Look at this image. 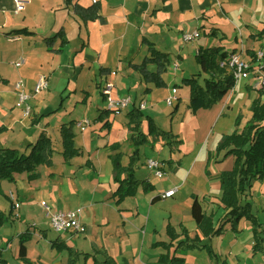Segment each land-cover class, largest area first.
Masks as SVG:
<instances>
[{"label": "crops", "instance_id": "crops-1", "mask_svg": "<svg viewBox=\"0 0 264 264\" xmlns=\"http://www.w3.org/2000/svg\"><path fill=\"white\" fill-rule=\"evenodd\" d=\"M94 2L100 4L99 14L103 20L84 22L75 13L74 5L87 8ZM13 9L12 0H0V129L4 130L0 136L3 133L8 134L10 143L17 142L21 146L19 150L22 153L29 152L27 146L37 140L42 131H45L52 139L49 125L44 124L41 119L55 112L56 109L50 106V101L54 97L62 98L66 90L70 92L80 90L81 96L78 94L76 99L85 102L90 94L84 89L86 84L92 82L91 85L88 84L91 88L95 82L101 91L103 81L113 76L112 72H115L114 77L117 79L115 87L117 84V87L122 90L120 87L122 82L128 88V95L131 94L132 88L139 90L141 87L143 89L140 96L137 91L133 92L134 104L130 109L139 107L140 102L145 101V110L149 107L150 112H153L155 96L161 95L162 98H166L172 95L174 85H181L179 81L192 67L194 68L192 62L197 63L196 54L200 47L221 46L229 52L235 50V53L243 55L249 62L257 65L256 57L260 52L256 53L254 42L264 40V0H73L69 6H66L65 0H29L25 9L19 14H14ZM211 28H216L217 37H209L208 33ZM60 30L64 31L68 43L62 51H56L60 46V41H56L52 47H49L44 42V38L54 36ZM194 31L200 33L199 38L189 42L183 41L184 32ZM144 40L153 42L159 50L170 54L171 62L167 72L163 75L166 85L162 88L155 87L153 83H145L141 73L135 68L148 56V46ZM249 51H253L252 54ZM21 61L23 62L20 63ZM199 67L200 70L201 66ZM262 67L264 70V66ZM148 69L155 71L156 66L150 64ZM120 72L128 74L129 77L122 79L119 76ZM96 73H99V79ZM41 75L46 76L48 88L34 95L33 88ZM244 77L249 79L250 85H254L252 88L258 91L264 90L257 86L254 71L252 76L247 73ZM132 78L137 79L135 85L130 81ZM20 80L24 82L26 92L32 96L28 100L31 107L29 115H25V106L19 102L15 89V84ZM79 86H82L81 89ZM246 86L248 87V84ZM51 88L55 90L52 91ZM146 88L150 90L146 92ZM175 90L178 97L175 110L178 111L184 97L178 88ZM234 93L231 91L212 109L192 112L186 105L183 113L184 120L190 123L193 116L199 114L206 121L204 128L207 135H212L214 132L212 126L218 127L225 116H230L229 114L232 113L230 110L236 108L238 97L233 96ZM118 94L119 97L123 96L120 91ZM185 94V100L189 103L190 92L185 91ZM262 98L264 99V95ZM238 108L241 110V107ZM147 116L153 118L152 113ZM60 126L61 124L59 132ZM187 127L179 131L183 138L185 132L190 129L189 125ZM216 134L214 147L225 133L220 131ZM176 135L183 142L180 150L182 154L185 149V140L180 137L179 133ZM188 137L193 142L196 135ZM52 142L55 150L53 139ZM122 146L120 144V149L117 151L110 149L111 152H107L106 160L98 157L100 152H95L87 161L80 155L76 157L81 158L77 168L71 166L72 162L66 163L63 160L66 167L55 162L53 155L52 166L41 167L39 179L29 181L26 174H17L15 182L8 181L9 183L5 184L3 181L2 185L5 184L9 187V192L16 195L21 204L19 210L25 206L24 214L26 215L22 216L26 218V221L34 217L32 214L35 204L40 203L39 205L43 207V202L48 205L51 212L81 210L85 232L78 236L58 235V237L81 252L89 255L98 254V257H92L94 261L106 264L104 256L108 255L111 260L109 264H138L137 254L144 246L148 247L150 242L153 244V207L155 205L175 198L177 205L179 202V206L184 208L185 205L186 217L190 212L191 220L194 221L191 215V200L188 201L185 198L186 202L177 201L179 197L177 194L188 180H198L201 168L193 160L189 165L185 164L184 159L188 157L185 154L180 161H175V165L177 164L175 176L187 173V178L182 179L181 185L168 186L166 190L157 193L155 184L149 178L151 174L146 178L140 177L139 167L136 170V177L140 180H147L151 189L146 191L139 186L136 195L117 204L113 198L117 184L114 181V171L109 156L121 151L123 153L122 164L128 165L133 146L131 145L132 148L128 152L121 150ZM99 149L98 146L97 151ZM188 149L191 151L193 149L194 152L193 147ZM164 162L163 160L162 163ZM166 164L169 165V163ZM144 165L146 166V163ZM206 166L205 162L203 169L205 175ZM86 167L90 169L86 170ZM82 169L85 175L81 176L82 178L76 176ZM220 172L209 174L210 177L206 175L208 180L203 179L201 186L192 187L191 198L194 195L199 199L203 196L206 202V198H211L212 193L221 196L220 182L217 180ZM19 182L23 184L22 193L18 189ZM172 189H177L174 196L165 199L160 197ZM154 197L158 198L153 202ZM6 198L9 200L8 196ZM214 198L219 197L214 196ZM141 199L145 201L144 206L148 212L140 218ZM33 202L35 204L32 205ZM129 204L134 207V211L123 210ZM204 206L206 211H211L207 204ZM11 208L12 203L10 202L7 210L0 208V211L8 215ZM12 210L10 215L12 220L16 217L19 219L21 217L20 212L17 213L19 210L13 208ZM129 215L130 217L136 215L140 218V225L137 226L134 223V227L132 223L129 224L127 220L133 218L129 219ZM180 218L177 221L179 226L183 225L182 216ZM168 219H172L171 215ZM145 222L147 224H144ZM146 225L147 230L144 229ZM32 226L37 228L36 220ZM196 234L200 232H197L195 225V230L190 231V235ZM97 258H100L101 262ZM141 261L142 264H153V261ZM41 264L47 263L41 262Z\"/></svg>", "mask_w": 264, "mask_h": 264}, {"label": "rangeland", "instance_id": "rangeland-1", "mask_svg": "<svg viewBox=\"0 0 264 264\" xmlns=\"http://www.w3.org/2000/svg\"><path fill=\"white\" fill-rule=\"evenodd\" d=\"M254 46L256 53H264V40H256L254 42ZM192 63L194 65V68L192 67L188 71V73L184 75V77H191L193 74H197L200 72L202 73V77H205L206 74H204L201 69L199 70V65L196 62ZM247 73H250V76L253 75L252 70L246 72V74ZM96 75L99 79V73H96ZM119 76L122 79L129 77L128 74H125L123 72H120ZM108 79L112 80L114 84L117 83V79H115L114 76H111ZM105 81L106 80L103 81L102 87L105 84ZM130 81L135 85L137 79L132 78L130 79ZM202 81L203 79H201V82ZM91 83L92 82H89L88 84L91 85ZM88 84H86V86L84 87V89L89 91L90 93L88 95L87 101L84 102L81 99H76L78 97V94H80L81 96L80 90H78L77 92H70L69 90H66L62 98L54 97V99L50 101V106L56 109L55 112H52L47 117H40L42 118L41 120L44 124L49 125L48 128H50L52 139L54 141V146H56V152L54 154L55 162L60 163L65 167L67 165L64 164V159L62 158V139L58 129L60 124L69 122L71 120L82 121L86 119L90 123L86 125L84 130L77 128L75 125L73 127L76 146L81 148V158L86 161L89 159V157L93 156L95 152H100L98 154V157L100 156V159L106 160L108 158L107 152L110 151V146L113 143L122 144L123 146L121 150H123L124 152L130 151L129 149L132 148L129 139L131 136V132L127 127L128 121L126 116V113L129 111L130 107L118 112L109 111V113L105 114V116L99 118L101 110L106 109L107 100L102 99L104 96L99 90V87L96 86L95 82L92 84L91 88L90 86H88ZM246 84H248V87L246 86ZM121 85L122 86L120 87L122 90H120L116 84V87L113 92L114 97H118V91L123 93V97L128 96V88H126L122 82ZM79 87L81 89L82 86ZM102 87L100 89H102ZM252 87H254V85H250L249 79L247 77H242L241 79H239V81L236 82L234 89L231 91L235 92L233 96L238 97L237 106L234 110H230L232 112L229 114L230 116H225V118L218 125V127L212 126V130L214 131L212 132V135H207L204 128V126L206 125V121L199 114L195 116L191 115L194 118L191 120L190 123H186V121L184 120L183 113L186 105H188V100H185V91H189L188 87L182 86L181 88H178L182 94V97H184V100H182L180 103L178 111L175 110L177 102L173 106H168L165 102V99L168 97L162 98L161 95H156L153 101V112H150L151 108L149 107L145 111L142 110L144 118L142 130L146 132L147 115H151L152 113L153 119L161 129L165 131L171 130L173 133L176 134L179 133L180 137L185 140V149L182 154H180V152H172L170 148L164 144V141L161 138L157 139L156 137H151V141L141 147L142 158L140 161V172L138 173V175L140 177L146 178L149 174H151L149 178H151L150 180L155 184L157 193L159 191L166 190L168 186L181 185V183L183 182L182 179L185 180L187 178V173L185 175H182L181 173L180 175L175 176V168L177 167V164L175 165L174 162L177 160L180 161V159L184 157L185 154H187L188 157L186 156L184 159L186 162L185 164L189 165L192 160L194 162H197L198 165H200L201 173L200 175H198V180L187 181L186 185H184L181 188L180 192L177 194V196H179L177 198V201L186 202V199H188V201L191 200L192 202V187L194 188L196 185L201 186L203 179L208 180L203 171L205 162L206 164L209 163V174H215L220 171L222 172L226 170H231L233 168L235 158L233 156H225L224 150L220 152L217 151V147L223 137L218 140V144L216 145V147L213 146V143L217 135L216 133L220 131L224 132V135H230L234 132L240 134L243 132L244 128L247 126V124L252 118V103L259 96V91ZM51 89L52 91L55 90V88ZM134 91H137L140 96V93H142L143 89L141 87L139 90H135L134 88H132V92L131 94H129L132 98H134V96L132 95ZM231 91L229 93H231ZM142 102L146 103L145 101H141L140 103ZM238 107H241V110H239ZM209 109H212V107ZM107 122L108 124H106ZM187 125H189L190 129L185 132L186 134L183 138L182 134L179 131L181 129L188 128ZM220 128H223V130H220ZM208 131L210 132V128L208 129ZM189 135H196V138L194 137L193 142L189 139ZM8 136L9 135L5 133L0 136V142H2V144H0V147H11L20 149L21 146L17 144V142L10 143L11 140H8ZM5 139L8 140V142H6ZM98 146L100 147L99 151H97ZM191 147L194 148V152L193 149L192 151L188 149ZM81 158L72 159L71 162L73 163V165L71 166L77 168ZM169 158L173 161L171 162L172 165L166 164ZM149 159L159 161L162 164V170L164 171L163 176L156 177L154 175V172L150 171L144 165ZM163 160L165 161L164 163H162ZM85 169L88 170L90 168L86 167ZM209 174H207L208 177H210ZM84 175L85 171L83 169L82 171H79L76 174V176L79 177ZM217 180L219 181V177L217 178ZM4 182L5 184L9 183L8 181ZM185 182L186 181H184V183ZM5 184L1 185L3 193L0 195V208L7 210L10 206V202L6 198L9 194V187H7ZM18 189L21 193L24 190L22 182H19ZM214 196H218L219 198H214ZM220 197V194L217 195L212 193V197H207L206 202L204 201V204H207V206H209L211 209V211H207V213H216V220L224 212L223 205L220 202ZM203 199L204 198L202 196L200 200ZM175 201V198L168 199L162 203L159 202L153 207V229L156 230H153V244L150 242L148 247L147 245L144 246L142 248V251L137 254L136 259L138 261V264H142L141 260H143L144 262L153 261L152 263L155 264L158 260V255H160V252H165V249L162 246H154V244L158 241L168 242L170 240L167 233V225L169 223L178 232H180L181 229L178 225L179 222L177 221L180 220V217L182 216L183 225L187 228L189 233L190 231L192 232L195 230L196 224L194 221L191 220V216L189 215L190 212H188V217H186L185 205L183 208L179 206L180 202L177 205ZM214 201L215 203H213ZM243 202L244 204L250 202L251 214L253 215V218L244 216L240 220L238 226L236 227V230H232L231 226L227 224L223 233L220 236L208 239L211 240L209 243L214 253H210L205 250H190L186 254V264H264V180L257 181L254 184L251 190V195L245 196L243 198ZM33 204H35V202H33L32 205ZM39 204H35V207H33L34 209L32 215L34 217L29 218L28 221H26V218L22 216L26 215L24 214L25 206H23V209L17 212H20L21 214V217L19 219L18 217H16L14 218V220H12L13 218L9 217V219L4 220V222L0 223V264L21 263L18 258L19 235L22 232H25L26 228H28L31 233V238L27 242V258L29 259L31 264H41V262H45L47 264H69L68 251L66 249L61 251L56 247L52 248L51 246V241L56 240V238H58V235L65 234H61L50 227L49 219L44 216L45 210ZM144 204L145 201L141 199L139 206L140 218L142 215H146L148 212L147 208L145 209ZM62 206L66 207V205ZM123 210L134 211L135 209L131 204H129ZM170 215L172 218L171 220L168 219ZM134 216L131 215V217H133L131 219L132 221H127L129 224L132 223V225H134L135 223L137 226H139L140 218H137L136 215ZM131 217L129 215V219ZM38 218H40V220H38ZM35 220L37 228L32 226ZM144 224H147V222H145ZM147 227L148 226L146 225L144 229L147 230ZM31 228H33L34 230ZM196 230L197 232L199 231L197 225ZM43 231H46L45 235L43 234ZM8 243L10 244L9 246ZM66 244L68 246H71L68 243ZM77 251L80 253V255L75 264H103L93 260L92 257H98V254L89 255L87 253L79 251L78 249ZM107 256L108 255H105L104 257ZM97 259L101 262L100 258Z\"/></svg>", "mask_w": 264, "mask_h": 264}, {"label": "trees", "instance_id": "trees-1", "mask_svg": "<svg viewBox=\"0 0 264 264\" xmlns=\"http://www.w3.org/2000/svg\"><path fill=\"white\" fill-rule=\"evenodd\" d=\"M72 1L65 0L66 6H69ZM74 11L84 22L103 20L99 14L100 4L98 2H94L87 8L75 4ZM208 35L209 37H217L216 28H211ZM56 41H60V46L56 51H62L68 43L63 30L57 32L54 36L44 38V42L49 47H52ZM144 42L148 46V56L135 68L141 73L145 83H153L155 87L162 88L166 85L163 75L167 72L168 65L171 62L170 54L159 50L153 42L147 40H144ZM232 53H235V50L229 52L221 46L200 47L198 49L196 61L206 76L202 77L200 72L193 74L191 77H183L181 85H174L175 89L182 86L189 88L188 108L192 112L213 107L234 89L237 78L227 65H222ZM150 64L156 66L155 71H149L148 65ZM201 79H203L202 82ZM149 90V88H146L145 91L148 92ZM258 94L259 96L252 103V118L243 132L224 135L217 147L218 152L224 150L225 156L235 158L233 168L222 171L219 175L220 202L223 205V214L216 220V213H207L205 210L204 199L200 200L197 196H193L191 215L200 234L191 236L184 225L180 226L181 231L178 232L169 223L167 233L170 240L168 242L158 241L154 244V246L160 245L165 249V252L159 255L155 264H186V254L190 250H205L214 253L210 243L205 239L220 236L227 224L231 226L232 230H236L244 216L253 218L251 204L250 202L244 204L243 198L251 195V190L257 181L264 180V99L262 98L264 90L259 91ZM107 113H109V110H102L99 118ZM126 116L128 119L127 127L131 132L130 142L133 146L130 161L126 166L122 164L123 153L121 151L109 156L114 171V181L117 184V188L113 193V198H115L117 204L122 203L128 197L136 195L139 186H142L146 191L151 189L147 180H140L136 177V170L139 168L141 161V146L149 143L151 137L161 138L172 152H180L183 145L178 135L172 131L161 129L150 116H147V130L144 132L142 130L144 118L139 107L130 109ZM75 124L76 121L71 120L62 123L60 126L61 153L66 163H71L72 159L79 157L82 153L81 148L77 147L75 142L73 131ZM3 131L0 129V134ZM110 147L113 151H117L120 149V144L113 143ZM27 148L29 152L22 153L17 148L0 147V195L3 193L1 187L3 181L15 182L17 174H26L29 181H35L41 176V167L52 166L55 150L51 137L45 131H42L37 140L30 143ZM171 162L173 161H167L172 165ZM208 166L209 163L206 166V175L209 174ZM157 198L154 197L152 201H156ZM12 212V208L8 215L0 211V223L9 219ZM43 234L45 235L46 231H43ZM30 238L31 233L28 228L19 235L18 258L21 263L18 264H31L27 258V242ZM51 246L61 251L66 249L69 253V264H75L79 258L80 253L77 249L68 246L60 237L51 241ZM99 253L101 252L99 251ZM110 261L108 256L105 257L106 264H109Z\"/></svg>", "mask_w": 264, "mask_h": 264}, {"label": "built area", "instance_id": "built-area-1", "mask_svg": "<svg viewBox=\"0 0 264 264\" xmlns=\"http://www.w3.org/2000/svg\"><path fill=\"white\" fill-rule=\"evenodd\" d=\"M14 4L13 13L19 14L25 9L26 3L29 2V0H12ZM200 33L198 31L194 32H184L182 34L183 41L189 42L192 40H195L199 38ZM21 61L20 63H22ZM257 65H254L253 63L249 62L243 55L238 53H232L228 56V59L226 62L222 63V65H227L232 72L234 73L235 77L237 78V81L245 76L246 72L252 70L255 72L256 75V84L259 88H264V53L260 52L258 56L256 57ZM177 65H175V69H177ZM115 72H112V75L115 76ZM48 88V80L46 76H39L34 88H33V94L37 95L41 93L42 91H45ZM15 89L18 93L19 102L25 106V115L30 114L31 107L28 104V100L32 97L29 95L25 90V84L22 80L18 81L15 84ZM115 89V84L112 80L106 79L105 84L103 85L101 89V93L104 96V98L107 100L106 104V110L109 111H122L124 109H127L131 107L134 104V101L132 100L131 96H122V97H114L113 92ZM178 100V97L176 95V90L173 89L172 95L166 98V104L168 106H173ZM140 110H145L146 103H140L139 104ZM90 124L88 120H82L76 122L75 126L77 128H80L81 130H84L86 125ZM146 167L154 172V175L156 177H161L164 174V171L162 170V164L159 161L149 159L146 162ZM177 192V189L169 190L168 192H165L160 197L162 199L169 198L174 196V194ZM8 198L10 202L12 203V208L14 210L20 209L19 200L16 197V195L13 192H9ZM43 208L45 209V216L49 219L50 227L54 229L55 231L65 234V235H71V236H78L80 234H83L85 232V226L81 220V210L76 209H69L64 211H57V212H51L48 205L43 202L42 203Z\"/></svg>", "mask_w": 264, "mask_h": 264}]
</instances>
